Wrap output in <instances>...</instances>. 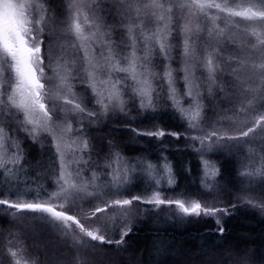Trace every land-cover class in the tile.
Instances as JSON below:
<instances>
[{"label":"snow or ice","instance_id":"snow-or-ice-1","mask_svg":"<svg viewBox=\"0 0 264 264\" xmlns=\"http://www.w3.org/2000/svg\"><path fill=\"white\" fill-rule=\"evenodd\" d=\"M165 113L176 130L161 127ZM114 122L130 127L128 144L148 145L139 159L122 156L115 137L97 151L93 129ZM181 136L205 175H223L213 153L235 161L244 179L232 207L243 202L264 218V0H0V207L13 219L50 218L75 249L69 264H98L104 245L126 244L151 213L141 206L159 215L175 205L178 224L212 216L223 236L228 208L218 205L232 189L220 180L212 203L162 197L160 179L132 194L158 169L159 158L145 163L151 153ZM34 144L47 154L50 192L43 182L22 187ZM4 249L0 264H45L11 239Z\"/></svg>","mask_w":264,"mask_h":264},{"label":"trees","instance_id":"trees-1","mask_svg":"<svg viewBox=\"0 0 264 264\" xmlns=\"http://www.w3.org/2000/svg\"><path fill=\"white\" fill-rule=\"evenodd\" d=\"M178 87H182V81L178 84ZM208 114L210 116L213 115L211 107L208 108ZM160 120L161 127H164L167 131H174L178 127L177 121L171 119L166 113L161 115ZM131 127H136V124L131 123ZM100 132L103 133V138L106 139L105 142H108V144L113 140V137L119 140L122 147H124L123 154L127 158H130L131 154L134 159H139L141 150L148 147L147 144L143 143L128 144L127 138L130 134V127L122 122L104 125L100 128ZM147 139L142 138V140ZM164 140V147L152 152L151 158L145 162L146 164L151 163L155 167L157 158H159L158 169L165 167L166 163L171 167V174L169 175L171 180L168 181H171L174 185L170 183L167 186L165 185L166 187L163 186L165 191H161L162 197H175L184 200L186 203L194 201L212 203V195L209 189L216 180H220L228 188L232 189V191H227L226 189L221 194L223 203L218 205L228 208V213L225 214L223 221L225 228L223 236L217 231L215 218L212 216L193 217L190 223L185 222L180 226L171 225L165 228L155 227L150 224V220H146L144 223L138 222L135 224L133 232L125 238L126 244L122 245L123 247H117L112 244L104 245L103 248L110 251L109 253L118 264H126L123 260L132 256L138 257V260L141 259L143 264H149L147 256L156 258L158 256L157 245L164 242L170 243L172 246L171 252L175 253L178 258H181L187 264H206L207 261L212 259L227 261V264H229L230 259H238L244 254L252 256L255 264H264V218L249 206L244 205L243 202L238 203L236 208L232 207V203H236L235 189L239 187V180L244 179V177L239 175L241 171L239 165L235 161L225 158L223 154L224 160L222 161L218 160V156L215 155L211 162L217 168H221L223 175L214 178L211 168L208 169V173L205 175L204 165L198 159L194 149L185 145L184 136H181L179 141L173 137H165ZM103 144L105 145V143ZM33 146L28 150V160L31 161V166L36 167L38 165L39 167L35 169L43 173L48 163L47 156L42 160V165L33 163L39 159V156L34 151L36 148ZM196 147H199L198 142ZM251 147L258 150L259 141ZM189 167L191 169L190 173L186 170ZM33 171V169H29V174L20 178L22 187L24 182H27L28 187L34 192L38 190L36 187L39 180V182L44 183L47 191H52V182L50 180L45 181L41 173L35 179H32L35 175ZM145 188L147 187L144 185H136L132 194H141ZM12 199L14 200L15 197H12ZM166 205L160 207L176 208L175 205ZM41 215L36 213L34 215L35 219L41 220L39 218ZM159 215L163 214L159 213ZM8 216L5 214L3 207H0L1 226L6 225ZM72 227H75V225Z\"/></svg>","mask_w":264,"mask_h":264},{"label":"rangeland","instance_id":"rangeland-1","mask_svg":"<svg viewBox=\"0 0 264 264\" xmlns=\"http://www.w3.org/2000/svg\"><path fill=\"white\" fill-rule=\"evenodd\" d=\"M100 128H102V126L94 128L92 134L95 137L97 151H99L100 155L103 156L104 149L108 145V142H105L106 139L103 138V133L100 132ZM29 142L31 143V141H28V143ZM103 143H105V145ZM34 145H36L33 146L34 148H36V150L34 151L36 152L37 156H39V159L37 162L33 163L42 165L41 162L47 156V154L42 151L41 147H38L40 146L39 144ZM215 155L219 157L220 161L224 160L222 154L213 153L211 154L212 158H214ZM122 156L125 155L122 153ZM130 158L133 160H137L134 159V156H132L131 154ZM38 167V165L36 167L31 166L30 170L33 169V173L35 174L32 179H35L37 175L41 173L40 171L35 169ZM20 178H22V176ZM156 179H160V184L156 186L160 190V192L165 191V188L163 186H167L168 184H170L168 180H171L169 174L165 171V167H161L157 169L152 176H149L147 173H145L144 179L139 180L136 185H144L145 187H148V183L150 182L155 184ZM37 182H39V180ZM171 184L174 185V183L172 182ZM28 189H30V187L25 190ZM145 208H151V213L144 214L143 218L139 222L144 223L146 222V220H150V224L155 227L157 226L161 228H165L171 225H181L169 218V214L173 210V207L163 208L159 206V208L161 209L160 213L163 214L159 216L152 214L156 213L157 209L152 208L151 206H141L142 213H144ZM34 215L35 214L28 213L26 218L24 219H13L12 216H8L5 226H1L0 223V252L6 251L4 249V245L8 242V240L11 239L14 243H18L20 246L26 249V252L30 254L32 258L39 259L40 261L45 262V264H48V262H52V264H69V261H72L74 259L75 254V249L71 247V241H69L68 244L64 243V238L56 232L55 226L50 218L36 220L32 218V216ZM36 221L40 222L37 223ZM17 237H19L18 240L16 239ZM158 247H162L163 249H165V251H163L162 253H158V256L156 258H150V256H147V261H149V264H187V262H184V260L178 258L175 253L171 252L172 246L170 243L164 242L160 245H157V248ZM109 252V250L102 248V251L95 257V259L98 261V264H118ZM233 260L234 259H230L229 264H232ZM123 261L126 264H143L141 262V259L138 260V257L135 256L128 257Z\"/></svg>","mask_w":264,"mask_h":264}]
</instances>
